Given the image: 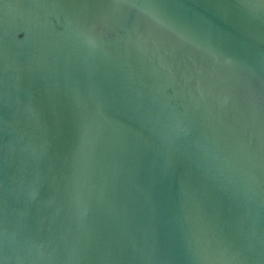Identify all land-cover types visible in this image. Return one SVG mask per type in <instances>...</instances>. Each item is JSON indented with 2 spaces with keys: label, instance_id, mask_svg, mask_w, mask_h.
<instances>
[{
  "label": "water",
  "instance_id": "1",
  "mask_svg": "<svg viewBox=\"0 0 264 264\" xmlns=\"http://www.w3.org/2000/svg\"><path fill=\"white\" fill-rule=\"evenodd\" d=\"M0 264H264V0H0Z\"/></svg>",
  "mask_w": 264,
  "mask_h": 264
}]
</instances>
